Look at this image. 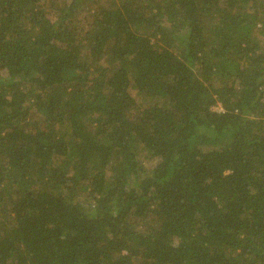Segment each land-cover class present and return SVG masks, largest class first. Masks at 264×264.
Returning <instances> with one entry per match:
<instances>
[{
  "label": "trees",
  "instance_id": "trees-1",
  "mask_svg": "<svg viewBox=\"0 0 264 264\" xmlns=\"http://www.w3.org/2000/svg\"><path fill=\"white\" fill-rule=\"evenodd\" d=\"M0 264H264V0H0Z\"/></svg>",
  "mask_w": 264,
  "mask_h": 264
},
{
  "label": "rangeland",
  "instance_id": "rangeland-1",
  "mask_svg": "<svg viewBox=\"0 0 264 264\" xmlns=\"http://www.w3.org/2000/svg\"><path fill=\"white\" fill-rule=\"evenodd\" d=\"M107 1H108V0H107ZM113 1H117V0H113ZM107 3H108V2H107ZM214 108H215V109H218V110H221L223 107H222L221 103H219V104L215 105ZM143 161H144V164H145V165H149V162H150V161H148V160H143Z\"/></svg>",
  "mask_w": 264,
  "mask_h": 264
}]
</instances>
